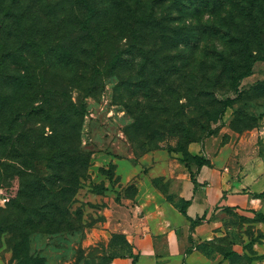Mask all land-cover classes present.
Segmentation results:
<instances>
[{"label": "rangeland", "instance_id": "1", "mask_svg": "<svg viewBox=\"0 0 264 264\" xmlns=\"http://www.w3.org/2000/svg\"><path fill=\"white\" fill-rule=\"evenodd\" d=\"M263 131L264 0H0V264H108L136 178L173 203ZM220 222L264 264V198Z\"/></svg>", "mask_w": 264, "mask_h": 264}, {"label": "crops", "instance_id": "2", "mask_svg": "<svg viewBox=\"0 0 264 264\" xmlns=\"http://www.w3.org/2000/svg\"><path fill=\"white\" fill-rule=\"evenodd\" d=\"M263 144L264 131L238 145L235 166L185 169L171 185L173 203L144 176L136 178L135 203L110 210L105 222L107 231L125 237L129 252L108 264H231L235 255L204 252L203 244L223 236L220 221L227 210L261 206L255 195L264 192ZM202 217L204 223L191 227Z\"/></svg>", "mask_w": 264, "mask_h": 264}, {"label": "trees", "instance_id": "3", "mask_svg": "<svg viewBox=\"0 0 264 264\" xmlns=\"http://www.w3.org/2000/svg\"><path fill=\"white\" fill-rule=\"evenodd\" d=\"M201 168V166L197 167V169ZM191 179H192V175H191ZM255 198H258V199H263L264 198V192L261 193V194H258V195H255ZM204 217L200 218V219H196L194 221H191V227L193 226H197V225H200L202 223H204Z\"/></svg>", "mask_w": 264, "mask_h": 264}]
</instances>
